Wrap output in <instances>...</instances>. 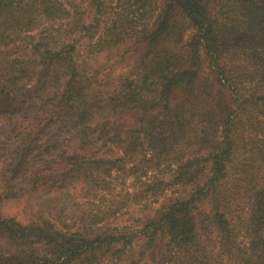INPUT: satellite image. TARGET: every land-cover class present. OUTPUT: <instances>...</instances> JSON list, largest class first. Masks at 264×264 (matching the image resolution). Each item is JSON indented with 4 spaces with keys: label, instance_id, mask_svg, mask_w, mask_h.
Here are the masks:
<instances>
[{
    "label": "trees",
    "instance_id": "obj_1",
    "mask_svg": "<svg viewBox=\"0 0 264 264\" xmlns=\"http://www.w3.org/2000/svg\"><path fill=\"white\" fill-rule=\"evenodd\" d=\"M118 174L134 201L192 190L117 227L83 204ZM0 241V264H264V0H0Z\"/></svg>",
    "mask_w": 264,
    "mask_h": 264
},
{
    "label": "rangeland",
    "instance_id": "obj_2",
    "mask_svg": "<svg viewBox=\"0 0 264 264\" xmlns=\"http://www.w3.org/2000/svg\"><path fill=\"white\" fill-rule=\"evenodd\" d=\"M136 189L134 179L132 177H127L124 174H118L115 178L114 185L110 192H107L104 195V198L92 204H83V210L90 211L92 209H97L96 204H100L106 208L110 207L113 203L121 206V209L115 214L112 215L106 220L113 226L124 227L130 226L133 227L137 225L140 220L147 216L154 214L155 210L159 208L162 203L165 201L164 198L169 195H179L191 192L192 185L187 186L186 189L175 187L167 191L165 196H162L159 199L150 198L145 201H134L129 196L130 193H133ZM209 207L208 205L206 206ZM4 246L3 241H0V252L1 248ZM109 264H124L123 262L113 261Z\"/></svg>",
    "mask_w": 264,
    "mask_h": 264
}]
</instances>
